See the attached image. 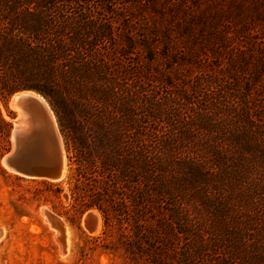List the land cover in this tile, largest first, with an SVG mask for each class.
<instances>
[{"label":"trees","instance_id":"trees-1","mask_svg":"<svg viewBox=\"0 0 264 264\" xmlns=\"http://www.w3.org/2000/svg\"><path fill=\"white\" fill-rule=\"evenodd\" d=\"M228 1L233 12L225 0H0V102L22 90L45 98L74 165L75 190L100 183L112 218L118 200L146 232L156 217L157 227L175 228L184 264H264V111L253 110L250 93L264 75V53L245 56L239 44L259 34L264 0ZM181 33L198 45L187 61L197 70L214 62L218 71L151 79L156 56L181 53L172 48ZM251 56L250 70L258 69L238 88L231 70L243 71ZM116 58L132 90L112 75ZM177 110L189 112L181 114L184 131ZM10 131L0 110V138ZM99 200L90 206L100 209ZM74 201L79 214L89 207L81 195Z\"/></svg>","mask_w":264,"mask_h":264},{"label":"rangeland","instance_id":"rangeland-1","mask_svg":"<svg viewBox=\"0 0 264 264\" xmlns=\"http://www.w3.org/2000/svg\"><path fill=\"white\" fill-rule=\"evenodd\" d=\"M225 1L233 12L229 6V1ZM205 4L206 0H204V6ZM147 13L152 14L150 10H147ZM259 24L261 26H258V30H260L258 35L249 37L245 34L240 39L239 44L247 47L245 56L250 53H264V23ZM137 30L136 28L135 31ZM177 37L179 40L177 39L176 46H172V48L176 47L181 53L175 54L170 51L169 53L174 56L170 61L156 56L149 68L150 74L153 75L151 79L155 76L163 79L166 75L167 77L173 75L175 70L185 71L180 78L193 77L200 71L208 74L218 71L214 62L208 65L204 64L197 70L196 65L192 64L191 60L193 59L188 61L186 59L189 50L198 49L197 43L191 44V38L182 33L177 34ZM120 39L118 41L119 47H123V35ZM156 46L159 50L162 47L161 43L156 44ZM170 56L168 54L167 58L169 59ZM118 61L117 58L112 60V63L115 64L112 67L113 70L111 69L112 75L122 90L125 88L132 90V78L126 67ZM244 62L246 65L243 71L236 67L231 70L233 73L234 71L237 73L238 84L236 87L241 89L247 88L248 83L246 82L251 80L250 77L258 69L250 70L252 66L256 65L254 56L245 57ZM260 86L264 87V75L261 74L255 76V82H252L250 88L251 107L253 110L262 109L264 111V99L259 101L263 98ZM155 91L161 96H165L167 93L161 84L157 85ZM9 98L4 103L0 102V110L12 129L16 113L9 106ZM41 99L49 107L53 121H55L60 132L56 116L49 103L45 98L41 97ZM184 113L189 114L183 110L173 111V117L177 120L181 131L187 127L182 118V115L185 116ZM182 140L184 141L185 138ZM11 143L10 136L6 141L0 138V167L5 170V173L0 171V229L2 231L0 236V264H184L181 255L184 249L182 237L175 235V228L171 230L164 225L161 228L157 227L155 225L156 217L154 221L149 220L153 224V229L146 232L140 227H136L134 220H132L133 212H131L128 204L126 203L125 210L118 200L114 201L115 204L112 207L117 219L112 218V214L109 213L110 207L104 202L107 197L103 194L100 183L84 181L83 190L76 191L75 181L72 177L74 165L70 169L64 146L63 152L66 159L64 176L55 182H43L42 180L15 177L3 167L2 157L8 152ZM179 154L181 157L186 155L182 151ZM196 160L201 162L204 167L210 168L205 157H197ZM76 195H81L84 202L89 205L81 214L77 210L79 208L78 203L74 201ZM98 199H100L98 201L100 209L94 205L90 206ZM43 211L58 218L65 226L67 245L64 254L59 250V243L56 239L58 232L46 220L42 214ZM91 211L98 213L100 220V228L93 235L82 224L83 217ZM105 214L110 216L106 224L104 222ZM143 233L148 235L147 241L138 236V234ZM154 239L157 240L155 246H149L148 243Z\"/></svg>","mask_w":264,"mask_h":264},{"label":"water","instance_id":"water-1","mask_svg":"<svg viewBox=\"0 0 264 264\" xmlns=\"http://www.w3.org/2000/svg\"><path fill=\"white\" fill-rule=\"evenodd\" d=\"M18 92L36 93L31 90ZM14 94L11 95L9 101ZM18 102L24 116L27 118L28 127H13L11 129L10 138L12 143L8 152L2 157L5 169L25 179L58 181L62 177L64 168V157L61 151L63 142L59 130L52 121L50 113L45 110L42 104L41 108L46 114L45 117L38 116L33 105L25 108V105L30 103L26 97L19 98ZM46 216L51 226L59 231L61 243L65 244L64 224L50 214L46 213ZM87 230L92 233L95 228L88 225Z\"/></svg>","mask_w":264,"mask_h":264},{"label":"bare ground","instance_id":"bare-ground-1","mask_svg":"<svg viewBox=\"0 0 264 264\" xmlns=\"http://www.w3.org/2000/svg\"><path fill=\"white\" fill-rule=\"evenodd\" d=\"M22 97H26V99L31 103V104L27 103L25 105V108L30 107V105H33V107H34V109L36 111V114L38 116L45 117V115H46L45 112L41 108V104L44 106L45 110H47V112L50 113V115L52 114L50 109H49V107L45 105L44 101L36 93H33V92H24V93L19 92V93H16V94L13 95L12 99L9 102L10 108L16 113V119L14 120V125H13L14 128H26V127H28L27 118L24 116V114H23V112L21 110V107H20V103L18 102V99L22 98ZM52 116L53 115H51V119L53 121V117ZM53 122H54V124L56 126L55 121H53ZM61 151H62V154H63V157H64V168H63V172H62V176H64L66 159H65V156H64L63 148H62ZM2 165H3V161H2ZM3 167H4V165H3ZM7 171L10 172L9 170H7ZM11 173L12 172H10V174ZM42 214L44 215L46 220L49 222V220L47 219V216H46V212L43 211ZM82 224H83L85 229L87 228L88 225L89 226H93L95 228V230H93V232L91 234L92 235L96 234L97 231L100 228V220H99L98 213H95L93 211L89 212L87 215H85L83 217ZM57 232L58 233L56 235V239H57V242H59V246H60L59 250H60L61 253L64 254V251H65L66 245H67V241H66L65 244H62L61 241H60V238H59V231L57 230ZM1 234H2V231L0 229V236H1ZM65 237H66V232H65Z\"/></svg>","mask_w":264,"mask_h":264}]
</instances>
